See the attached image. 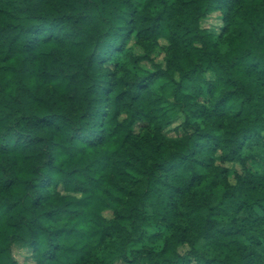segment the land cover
<instances>
[{"label": "clouds", "instance_id": "9594fccd", "mask_svg": "<svg viewBox=\"0 0 264 264\" xmlns=\"http://www.w3.org/2000/svg\"><path fill=\"white\" fill-rule=\"evenodd\" d=\"M207 6L196 4L189 11ZM0 8L17 17L14 26L0 25V264H18L24 255L30 257L27 264H110L132 248L141 249L133 253V264H264V207L258 206L264 199L249 196L242 179L247 176L264 196V0H229L217 9L197 49L206 70L191 81L184 79V65H194L195 59L167 63L174 21L150 28L151 18L167 8L159 0H4ZM155 41L165 44L163 56ZM118 45L121 51L114 50ZM101 57L104 62L98 63ZM149 72L163 73V79L141 91L137 85L148 82L143 78ZM201 78L211 79L214 95L204 90L209 85ZM234 81L244 87L237 84L235 93H226ZM177 82L191 84L199 102L182 99L185 89ZM221 95L232 96L228 115L235 122H223L228 131H216L221 121L201 124L193 118L180 125L187 135L156 131L197 108L211 112ZM141 112L148 114L140 119L149 127L128 135L127 120ZM197 132L212 133L209 143H215L213 137L227 140L216 151L204 147L193 157ZM35 137L43 139L35 142ZM222 156L234 157L228 161L235 174L230 182L220 179ZM125 161L139 170L142 184L159 189L161 201L174 190L179 193L171 212L154 198L147 201L151 216L136 227V234L145 230L140 244L128 238L130 222L101 218L113 207L127 215L124 205L99 195ZM157 162L175 165L164 188L150 183L157 176L164 179ZM45 177L48 184L38 187ZM197 178L204 183L194 188ZM65 201L87 206L69 211ZM241 201L247 204L238 208ZM165 215L168 229L153 242V221ZM106 223L115 227L106 229ZM101 230L111 233L103 243L93 238ZM177 250L182 260L173 255Z\"/></svg>", "mask_w": 264, "mask_h": 264}, {"label": "trees", "instance_id": "16d2710c", "mask_svg": "<svg viewBox=\"0 0 264 264\" xmlns=\"http://www.w3.org/2000/svg\"><path fill=\"white\" fill-rule=\"evenodd\" d=\"M4 0H0V4H2ZM154 2V0H149V3ZM159 3L161 4H167V8H162L160 12L151 19L153 20V24L150 25V28L152 31H155L157 28H159L160 23H165L166 21H174V29L170 31L167 39L171 41V43L168 45L169 49H172L168 53L169 60L167 61L168 64L172 63H178L183 58L187 57L189 59V62L191 60L195 59L196 63L192 65L191 63L185 64L184 67L187 69L184 73V79H187L191 81L193 79V74H199L203 73L206 69L201 67L199 64V60L197 58V49L200 46L201 38L200 33L203 32L205 29H208L211 26H204L201 24V20L205 18L209 14H213L217 11L220 7H227L229 5V0H159ZM196 4H207V7L203 8V11H198L193 7L191 8V12H196L197 14L195 16H191V12L189 11L190 6L196 5ZM5 9L0 8V25H3L5 22H7L10 25H15L17 22V17L9 13L8 15H5ZM191 16V18H189ZM216 18V17H215ZM147 19V18H146ZM221 21H223L225 18L223 16L219 17ZM129 23H133L132 20L128 21ZM172 27L171 25L169 26ZM229 28L228 24H224L223 31L224 33H227ZM145 31H148V29H145ZM129 34H131V30H129ZM157 35H163V32L156 33ZM139 35V33L137 34ZM156 44H158V41H155ZM165 49V46L163 47ZM115 51H121L122 48L118 45L114 49ZM160 50H162L160 48ZM164 51V50H162ZM164 53V52H163ZM7 59V58H6ZM104 58L101 57L98 63H103ZM113 68L116 67V65H112ZM159 71V70H158ZM164 74L160 73L157 75L156 73L149 72L148 77L143 78L144 80L148 81L147 83H141L138 84L137 87L141 91L147 89L151 83L155 82L156 80L163 79ZM151 77L152 79L149 80L148 78ZM202 82L209 85L208 88L204 89L209 93V95L215 94V89L212 88V82L211 79L203 80ZM240 84L241 87H244V85L240 81H234L232 84H229L227 88L225 89L226 93H235L236 92V85ZM163 87V86H162ZM184 87L185 91L183 93L182 99L185 101L193 100L195 99L197 103L201 99L199 96H192V85H184L181 86L179 82H177V88ZM164 91L167 92V89L164 88ZM232 99L231 95H221L218 100H216L215 104L213 105L212 111L209 112L207 109H204L203 107L197 108L195 112H189L183 121H180L177 125L178 128H180L181 123L187 124L189 121V118L193 119H199L200 123L203 124L205 121H221V123H216V131H228V128L225 127V124L223 122L232 121L234 124L233 117H230L228 115V107H229V101ZM207 102V101H205ZM179 101H173V105L175 106L178 104ZM243 103V101H241ZM184 105L180 106V111H183ZM195 107V105H193ZM220 108L221 111L217 112V109ZM147 117V113L141 112L139 115L136 113H133L131 118L127 120V124L130 128V132L128 135H131V133L135 132L134 125L136 123H140L139 126L140 129H147L149 127V123L147 119L141 120L140 116ZM235 119H239L241 117V113L237 111L235 114ZM41 120H43V117H40ZM179 117H174L173 119L167 120L164 122L163 126H157L156 131L162 133L164 136H167L163 133V130L169 126L171 123L178 120ZM197 128L199 125L196 126ZM185 133L174 136L179 137L183 135H187L186 131ZM15 135V134H14ZM21 136L24 134L21 133ZM241 135H244L243 133ZM197 142L193 145V150L189 153L190 156L195 157L197 152L201 151L202 148L206 147L208 150L216 151V149L219 147V144L221 140L226 141L227 137H213V140L215 143H209L208 137H212V133L210 132H197ZM20 136L16 137V140H19ZM43 137H35L33 140L35 142H39L42 140ZM203 141L204 144L201 145L200 142ZM32 140L29 141L28 146H31ZM3 145H0V150L3 149ZM135 148L136 145H133ZM234 157H227L222 156L220 160V172L223 173V175L220 177L221 180L227 178L228 169L221 165L223 162H228L230 159H233ZM208 159H211L209 157ZM49 163H51V160H49ZM199 167H205V164L203 161L197 162ZM157 171L163 175L164 179L161 180L160 176H157L153 181L150 183L153 185H159L160 188L166 187L165 181L168 178V175L172 172V170L175 168V165L169 164L167 167H164L160 165L159 162L156 164ZM73 172L76 170L73 169ZM140 172L135 167V165L130 164L129 161L124 162V168L119 173H117L115 176L111 177L106 185H102L103 192L99 193L102 197H105L107 200L111 201L112 204L116 206L124 205L126 208L127 215L123 214V212H118L115 207L107 209V215L102 216V219H115L117 221L121 222H130L129 227L133 229L131 233L128 234V238H132L135 244H140L142 239L144 238V229H141L139 234H136V227L140 223L147 224L151 212L148 208L147 201L151 198H154L155 201H159L163 204V207L167 209L169 212L173 211L176 207L174 197H178L179 193L178 191H173L171 195L167 197V202L161 201V194L159 189L149 186L147 184H142L140 179ZM127 179V183H117V181L121 178H129ZM243 183L248 186L247 194L249 196H256L257 199H264V196H261V193L258 190L257 185L252 184V182L247 178V176L243 177ZM229 180V179H228ZM48 178H42V180L37 185L38 187H45L48 184ZM230 182V181H229ZM204 181L202 179H194L192 184L193 187L196 188L198 185H203ZM14 185V180L9 179L5 183L6 188H12ZM142 189V190H141ZM63 190V189H61ZM135 201V203H133ZM65 204L67 206V210L71 211L74 208L78 209L80 207H86V204H83L80 201H65ZM131 204V207H127V205ZM247 204V201H241L240 204L237 206L242 207ZM137 205H139V210L135 211ZM261 207H264V205H258ZM103 211V209H102ZM167 216H161L158 221H153L157 225V231L151 232L149 235V239L153 242L161 240V237L163 236V229L166 231L168 229V224L166 223ZM122 226V225H121ZM106 229H113L115 225L111 223H106L104 226ZM234 233H225L224 235L226 237H230ZM235 234H239L238 232ZM111 235L110 232H105L103 230L100 231L99 236H96L93 234V238L97 239L100 243H103L105 239H107ZM181 240H183V236H181ZM98 246V245H97ZM94 246V247H97ZM26 251H29L26 249ZM141 249L139 248H132L130 251L128 249H125L124 251H121L119 255H117L110 264H133V261L136 259V256L133 255L139 254ZM150 251V250H147ZM162 253H166V249H161ZM147 254V252H146ZM174 256L180 257L181 260L183 257H181V251L177 250L173 253ZM184 255H190L189 253H185ZM26 257H23V260H19L18 264H27L28 260L30 259L29 256L24 255ZM153 264H158V262L154 261ZM168 264H177L176 260L169 261Z\"/></svg>", "mask_w": 264, "mask_h": 264}, {"label": "rangeland", "instance_id": "374dc122", "mask_svg": "<svg viewBox=\"0 0 264 264\" xmlns=\"http://www.w3.org/2000/svg\"><path fill=\"white\" fill-rule=\"evenodd\" d=\"M216 19L215 16H214V13L213 14H209L207 15L205 18H203L201 20V24L204 25V26H211L212 25V21ZM158 45H159V48H161L162 50L163 47L165 46V44L162 42V41H158ZM160 50V55L163 56V52ZM179 119L176 120L175 122L171 123L169 126H167L164 130H163V133L167 136L171 135V136H178V135H181L183 133H185L184 131H180V128L177 127V125L179 124ZM141 124L140 123H136L134 125V129L136 131L137 128H140ZM222 166L226 167L228 169V173H227V176H228V179L229 181H231V178L232 176H234L235 174L234 173H230L229 171V167H228V162H223L221 163ZM23 257H26V256H21L19 260H23Z\"/></svg>", "mask_w": 264, "mask_h": 264}]
</instances>
